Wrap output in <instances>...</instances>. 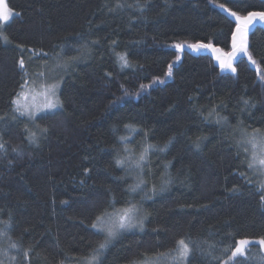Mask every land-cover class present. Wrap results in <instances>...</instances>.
Segmentation results:
<instances>
[{"label": "trees", "instance_id": "1", "mask_svg": "<svg viewBox=\"0 0 264 264\" xmlns=\"http://www.w3.org/2000/svg\"><path fill=\"white\" fill-rule=\"evenodd\" d=\"M6 2L14 17L0 23V262L85 264L79 258L104 238L91 228L96 217L130 202L143 227L122 231L101 264H170L181 238L183 264H264L256 243L230 261L236 241L264 237L261 177L244 151L264 133V24L248 31L256 64L240 54L235 72L207 49H175L231 52V12L264 11V0ZM53 84L55 110H15L26 86ZM147 145L145 183L133 192L139 170L116 159Z\"/></svg>", "mask_w": 264, "mask_h": 264}, {"label": "snow or ice", "instance_id": "2", "mask_svg": "<svg viewBox=\"0 0 264 264\" xmlns=\"http://www.w3.org/2000/svg\"><path fill=\"white\" fill-rule=\"evenodd\" d=\"M122 5H117V7H121ZM223 9L224 5H220ZM225 11H229L225 9ZM14 15L13 10L6 4H0V20L2 21H9L10 17ZM231 15L236 18V31L233 33L232 36V51L228 53H224L221 49L212 48L210 44H194L189 45V47L194 49H201V48H212L213 53L216 54V59L220 62L221 69H230L232 72L236 71V68L233 67L232 61L236 58L239 53H244L248 56L249 61L252 64H256V61L252 58L250 53L248 52V29L249 26L256 20L259 19L264 21V11H251L248 12L246 16H240L236 12H231ZM7 40V37H4ZM178 49H182V45H176ZM45 55H47L45 53ZM72 59H76L73 57ZM119 59L122 61L123 65H127L128 61L125 56L120 55ZM19 66L21 70L25 71V61L24 59L19 60ZM172 65H169L168 75H171ZM261 79L264 80V75H261ZM27 83V82H25ZM24 85H21L23 88ZM57 85L53 84L47 87V91L51 93L52 97H55V88ZM143 88L144 86L141 85ZM24 97L27 99L23 92L19 93L17 99L14 100L12 103L16 105V111L19 112L21 115H29L30 117L34 115V113L28 108L27 105H22L20 103V97ZM59 103L58 99L52 100L49 99L47 103L43 105L44 108H55ZM247 104L248 102L245 101ZM226 119V118H225ZM131 129L130 125H126ZM134 131V129H132ZM46 131V129H44ZM259 130H256L258 132ZM256 132H254L249 139L245 142L251 146V153H250V160L248 162V168L252 169L259 166V170L262 175H264V138H257ZM29 139L33 142L36 139V133L30 132ZM129 139L128 137L121 136L120 140L124 141ZM4 145L0 144V148H3ZM154 147L153 145H147L143 148V151L140 152L138 157H135L132 150L125 146L124 152L128 153V155L123 157H118L116 159L117 166L125 168L126 172L128 171H135L139 170L137 175V182L133 185L129 186L130 191H136L137 189L141 188V185L145 183L143 179V169H144V162L146 161L147 153L149 148ZM15 150V149H14ZM163 150V149H161ZM244 151L246 153L249 152L248 148H245ZM167 183V181H165ZM261 189L264 190V183L260 185ZM155 190V189H153ZM264 199V197H262ZM115 202L113 201V204ZM6 226H10L5 222ZM135 227H143V219L139 217V208L137 205L128 203L126 207L121 209H114L113 212L109 213L107 210L98 215L96 220L91 224V228L97 230L98 235H103V240L97 241V246L93 249V252L90 256L82 257L79 259H83L85 264H101V256L104 252L108 249L111 245L112 241L124 230L135 228ZM253 243H256L260 246H264V237L259 238L257 241H252L249 238H241L236 241V247L232 251V257H236L237 254H242L246 250V246H250ZM12 247H16L15 244ZM229 249L225 248L224 251L227 252ZM175 252L174 256H171V260L173 264H183V261L188 257L189 254V245L186 242L185 238H181L177 241V246L173 250ZM163 256H169V253H162ZM2 264V262H0Z\"/></svg>", "mask_w": 264, "mask_h": 264}, {"label": "rangeland", "instance_id": "3", "mask_svg": "<svg viewBox=\"0 0 264 264\" xmlns=\"http://www.w3.org/2000/svg\"><path fill=\"white\" fill-rule=\"evenodd\" d=\"M4 3H6L7 4V2H6V0H0V4H4ZM13 17H14V15H12L11 17H10V19H9V21H7V22H5V21H2V20H0V23H4V25L5 24H7V23H9L12 19H13ZM255 22H259V23H263L264 24V21H261V20H259V19H256L250 26H249V29L251 28V26L255 23ZM249 29H248V31H249ZM248 37V36H247ZM179 45H182L183 47H182V49H178L176 46H175V49L178 51V52H180V53H182L185 49H188V50H191V51H193V52H199V51H202V50H204L205 48H201V49H194V48H191V47H189V45H192V44H179ZM207 50H209L213 55H214V57L216 58V54L215 53H213V51H212V48H206ZM225 53V52H224ZM244 55V53H239L238 55ZM237 55V56H238ZM236 56V57H237ZM217 60V59H216ZM218 61V60H217ZM219 62V61H218ZM233 62V61H232ZM220 63V62H219ZM230 70V69H229ZM24 94H25V96L27 97V99H25L23 96L22 97H20V103L22 104V105H27L28 106V108L34 113V115L33 116H36L37 114H40V113H42V112H45V111H53V110H55V108L58 106V104H57V106L55 107V108H44L43 107V105L45 104V103H47L48 102V100L49 99H52V100H56L57 98H56V95H55V97H52L51 96V93L50 92H48L47 91V88H45V87H35V86H32V85H28V86H26L24 89H23V91H22ZM55 93H56V91H55ZM252 135V134H251ZM251 135H250V137H251ZM256 136H257V138L259 139V138H264V133H256ZM249 137V138H250ZM248 138V139H249ZM248 147H249V152L251 153V146L250 145H248ZM253 170L254 171H256L257 173H259V176L261 177V183H264V175H262L261 174V172H260V170H259V166L257 165L256 167H254L253 168ZM136 228V227H135ZM130 229H134V228H130ZM127 230H129V229H127ZM124 231H126V230H124ZM243 254V253H242ZM238 255H241V254H237V256ZM235 257H232L231 259H230V261L231 260H233ZM164 262V264L166 263V260H164L163 261ZM144 264H161V263H158V262H147V263H144ZM163 264V263H162ZM170 264H173V263H170Z\"/></svg>", "mask_w": 264, "mask_h": 264}]
</instances>
